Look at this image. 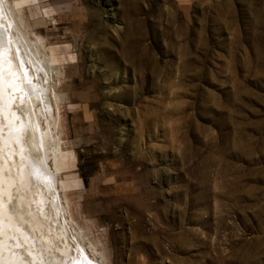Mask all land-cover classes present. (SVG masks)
I'll return each instance as SVG.
<instances>
[{
    "label": "rangeland",
    "instance_id": "obj_1",
    "mask_svg": "<svg viewBox=\"0 0 264 264\" xmlns=\"http://www.w3.org/2000/svg\"><path fill=\"white\" fill-rule=\"evenodd\" d=\"M1 3L54 137L60 250L264 264V0Z\"/></svg>",
    "mask_w": 264,
    "mask_h": 264
},
{
    "label": "bare ground",
    "instance_id": "obj_2",
    "mask_svg": "<svg viewBox=\"0 0 264 264\" xmlns=\"http://www.w3.org/2000/svg\"><path fill=\"white\" fill-rule=\"evenodd\" d=\"M2 5L0 0V264H67L72 259L71 264H96L78 242L58 248L57 242L66 234V222L59 220L56 171L49 165L45 134L54 137L41 126L42 115L34 103L37 86L24 80L26 71L16 59L22 65L25 56L20 49L18 58L12 52L8 28L1 23ZM15 106L21 107L26 117L21 111L23 116L15 113Z\"/></svg>",
    "mask_w": 264,
    "mask_h": 264
}]
</instances>
